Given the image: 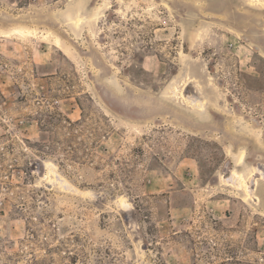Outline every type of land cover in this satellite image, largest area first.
<instances>
[{
	"label": "rangeland",
	"instance_id": "obj_1",
	"mask_svg": "<svg viewBox=\"0 0 264 264\" xmlns=\"http://www.w3.org/2000/svg\"><path fill=\"white\" fill-rule=\"evenodd\" d=\"M0 264H264V0H0Z\"/></svg>",
	"mask_w": 264,
	"mask_h": 264
},
{
	"label": "bare ground",
	"instance_id": "obj_2",
	"mask_svg": "<svg viewBox=\"0 0 264 264\" xmlns=\"http://www.w3.org/2000/svg\"><path fill=\"white\" fill-rule=\"evenodd\" d=\"M256 1V0H255ZM259 1V0H258ZM250 3V2H249ZM255 4V3H254ZM191 63V62H190ZM187 67H189V66H187ZM186 68V67H185ZM192 71V70H191ZM197 75V74H196ZM198 76V75H197ZM189 78V77H188ZM198 78V77H197ZM190 79V78H189ZM199 79V78H198ZM188 80V79H187ZM190 81V80H189ZM198 81V80H197ZM188 82V81H187ZM190 83V82H189ZM199 84V83H198ZM201 84V83H200ZM197 87H199V85L197 86ZM202 89V88H201ZM202 92V91H201ZM183 96V95H182ZM206 98H208V97H206Z\"/></svg>",
	"mask_w": 264,
	"mask_h": 264
}]
</instances>
